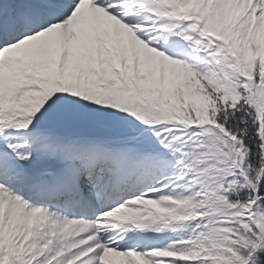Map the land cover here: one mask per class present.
Segmentation results:
<instances>
[{"label":"snow or ice","instance_id":"obj_1","mask_svg":"<svg viewBox=\"0 0 264 264\" xmlns=\"http://www.w3.org/2000/svg\"><path fill=\"white\" fill-rule=\"evenodd\" d=\"M0 264H264V0H0Z\"/></svg>","mask_w":264,"mask_h":264}]
</instances>
